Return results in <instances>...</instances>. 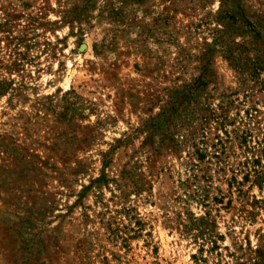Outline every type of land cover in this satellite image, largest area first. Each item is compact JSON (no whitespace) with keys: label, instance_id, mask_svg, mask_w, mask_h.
<instances>
[{"label":"rangeland","instance_id":"1","mask_svg":"<svg viewBox=\"0 0 264 264\" xmlns=\"http://www.w3.org/2000/svg\"><path fill=\"white\" fill-rule=\"evenodd\" d=\"M0 264H264V0H0Z\"/></svg>","mask_w":264,"mask_h":264},{"label":"trees","instance_id":"2","mask_svg":"<svg viewBox=\"0 0 264 264\" xmlns=\"http://www.w3.org/2000/svg\"><path fill=\"white\" fill-rule=\"evenodd\" d=\"M101 179H102V178H101ZM101 179H97L95 182H99ZM201 234H202L201 232H198V236H201ZM212 243H213L212 245H214L213 247L215 248V247H216V246H215V245H216V244H215L216 242H215V241H212Z\"/></svg>","mask_w":264,"mask_h":264},{"label":"water","instance_id":"3","mask_svg":"<svg viewBox=\"0 0 264 264\" xmlns=\"http://www.w3.org/2000/svg\"><path fill=\"white\" fill-rule=\"evenodd\" d=\"M84 46V47H83ZM82 48H84L85 49V45H82L81 47H80V50H83Z\"/></svg>","mask_w":264,"mask_h":264},{"label":"bare ground","instance_id":"4","mask_svg":"<svg viewBox=\"0 0 264 264\" xmlns=\"http://www.w3.org/2000/svg\"><path fill=\"white\" fill-rule=\"evenodd\" d=\"M84 47V46H83Z\"/></svg>","mask_w":264,"mask_h":264}]
</instances>
